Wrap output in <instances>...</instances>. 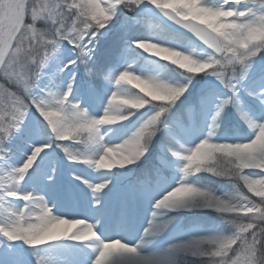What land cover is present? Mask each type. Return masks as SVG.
Segmentation results:
<instances>
[{
    "label": "snow or ice",
    "instance_id": "snow-or-ice-1",
    "mask_svg": "<svg viewBox=\"0 0 264 264\" xmlns=\"http://www.w3.org/2000/svg\"><path fill=\"white\" fill-rule=\"evenodd\" d=\"M0 264H264V0H0Z\"/></svg>",
    "mask_w": 264,
    "mask_h": 264
},
{
    "label": "rangeland",
    "instance_id": "rangeland-1",
    "mask_svg": "<svg viewBox=\"0 0 264 264\" xmlns=\"http://www.w3.org/2000/svg\"><path fill=\"white\" fill-rule=\"evenodd\" d=\"M146 55H150V54H146ZM129 87H131V86H129ZM70 163H72V162H70ZM101 171H105V170H101ZM113 171H115V169H113ZM65 219H67V217H65Z\"/></svg>",
    "mask_w": 264,
    "mask_h": 264
}]
</instances>
